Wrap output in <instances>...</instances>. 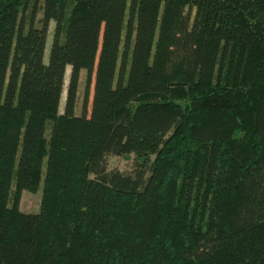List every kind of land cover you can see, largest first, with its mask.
Here are the masks:
<instances>
[{
	"label": "trees",
	"instance_id": "16d2710c",
	"mask_svg": "<svg viewBox=\"0 0 264 264\" xmlns=\"http://www.w3.org/2000/svg\"><path fill=\"white\" fill-rule=\"evenodd\" d=\"M0 264H264V0H0Z\"/></svg>",
	"mask_w": 264,
	"mask_h": 264
},
{
	"label": "rangeland",
	"instance_id": "374dc122",
	"mask_svg": "<svg viewBox=\"0 0 264 264\" xmlns=\"http://www.w3.org/2000/svg\"><path fill=\"white\" fill-rule=\"evenodd\" d=\"M43 3V0H41ZM42 17V12L39 10L37 14V18ZM55 25L52 22L50 24L49 28V35H48V45L45 52L44 60L45 62L48 61L49 58V50L50 46L53 40L54 35V28ZM71 70L70 68H67L66 75H65V87L62 94V100H61V109L60 112H63L65 99L67 95V87L69 83V77H70ZM94 85H95V77H93V80L91 82L90 86V95H89V102H88V113L90 114L91 110V104L93 100L94 95ZM86 87H87V73L81 72L79 84H78V94H77V104H76V115L81 116L84 101H85V94H86ZM154 158H151V163L153 162ZM139 159L134 155H130L128 157H108L107 159V169L109 171H119L121 173L129 174L132 173L133 170L136 168V166L139 164ZM13 188L11 193V198L9 201V205L12 206V200H13ZM42 202H43V187L41 186L40 190L37 193H29V192H23L20 197L19 201V209L21 212L28 213V214H38L41 211L42 208Z\"/></svg>",
	"mask_w": 264,
	"mask_h": 264
},
{
	"label": "bare ground",
	"instance_id": "6f19581e",
	"mask_svg": "<svg viewBox=\"0 0 264 264\" xmlns=\"http://www.w3.org/2000/svg\"><path fill=\"white\" fill-rule=\"evenodd\" d=\"M41 11V10H40ZM48 45V44H47ZM47 48V47H46ZM69 68V67H68Z\"/></svg>",
	"mask_w": 264,
	"mask_h": 264
}]
</instances>
